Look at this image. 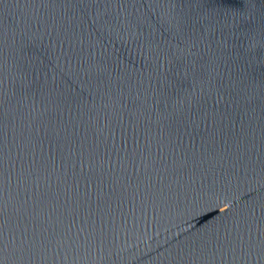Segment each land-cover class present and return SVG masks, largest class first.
<instances>
[{"label": "water", "instance_id": "obj_1", "mask_svg": "<svg viewBox=\"0 0 264 264\" xmlns=\"http://www.w3.org/2000/svg\"><path fill=\"white\" fill-rule=\"evenodd\" d=\"M0 264H264V0H0Z\"/></svg>", "mask_w": 264, "mask_h": 264}]
</instances>
